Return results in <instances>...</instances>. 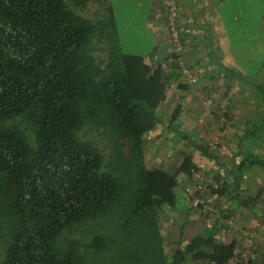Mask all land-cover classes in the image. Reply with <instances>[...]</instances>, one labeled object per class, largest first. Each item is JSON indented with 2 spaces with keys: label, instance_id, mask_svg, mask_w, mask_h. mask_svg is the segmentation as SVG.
Returning <instances> with one entry per match:
<instances>
[{
  "label": "trees",
  "instance_id": "1",
  "mask_svg": "<svg viewBox=\"0 0 264 264\" xmlns=\"http://www.w3.org/2000/svg\"><path fill=\"white\" fill-rule=\"evenodd\" d=\"M233 1V18L250 7ZM106 4L0 0V221L10 226L0 264H231L239 245L221 237L218 221L168 254L158 216L176 208V189L199 169L196 154L220 166L221 185L212 192L228 195L226 210L255 205L244 180L251 168L264 170V81L217 60L226 95L237 79L253 97L255 116L223 171L212 146L179 127L180 103L169 116L160 113L171 85L187 88L176 57L172 66L154 65L155 48L124 53ZM158 124L175 134L173 144L192 148L175 169L147 164Z\"/></svg>",
  "mask_w": 264,
  "mask_h": 264
},
{
  "label": "rangeland",
  "instance_id": "2",
  "mask_svg": "<svg viewBox=\"0 0 264 264\" xmlns=\"http://www.w3.org/2000/svg\"><path fill=\"white\" fill-rule=\"evenodd\" d=\"M177 1L107 0L110 4L107 3L105 6L112 7L121 32L122 51L146 55L152 48H155L153 46L155 40L162 37V49L165 56L171 58L170 62L165 58L156 59V56L148 61L154 65L160 62L172 66L174 46L167 23L170 19L173 21L174 17L170 18L169 16L168 21L166 20L170 10L169 5L175 6L177 14H179V18L176 17L174 23L181 34V41L183 44L185 43L179 26L180 8L175 3ZM245 1L247 2L246 6L250 7L235 13V18L228 12V5H221L217 18H222V24L226 26V29L222 34L213 36L217 37L216 40L220 43L224 42V45L227 41L230 43L229 58L231 59L224 60L225 62L245 74H249L253 80L264 81V20L262 18L264 4L261 3L258 7L255 5L258 0ZM155 5L167 11L164 21L165 28L162 32L157 34H153V32L152 36H148L149 27L152 28V26L147 24V19ZM198 26L200 25L198 24ZM198 26L194 27L195 31ZM202 26L207 28L205 23H202ZM210 33H212L211 29ZM208 44H210L209 40ZM165 60L167 61L165 62ZM181 61V64L178 61L175 63L177 69H182L180 82L189 85L190 91L186 88L179 93L178 84L171 85L169 88L171 96L169 103L171 105L165 106L161 112L171 114L180 103L183 110L187 111L181 115L179 127L195 141L209 143L217 152L220 164H224L223 166L226 167L222 170H230L239 136L246 125L249 126V122L255 118L253 97L247 87H243L237 79L233 80L230 97H226L222 92L225 86L221 81V78L224 79L222 76L221 78H211L205 70L200 75L191 61L185 58ZM207 64L208 62H203L205 67ZM209 66L211 67V65ZM215 67L217 68V66ZM209 83H211L210 86ZM159 130L151 132L148 136L147 164L150 168L175 169L184 154L192 152V148L184 140H179L176 145L173 144L175 134L168 131L157 134L156 132ZM259 152L264 157V147L260 148ZM195 158L199 169L194 176L182 181L176 189L178 195L176 208L167 209L166 207L160 211L158 216L165 238L166 251L168 254L172 253L177 247L184 246L191 237L203 232L207 224L218 221L222 227L221 237L226 241L236 240L239 245L238 256L231 264H237L239 260L249 258H253L254 264H264V170L259 167L251 168L244 180V185L249 188L247 193L258 196L255 205L251 208L226 210L224 204L227 202L228 195H218L212 192V189L220 188L221 185L220 166L199 154H196ZM9 233L8 221L1 219L0 256L1 254L3 256L6 237L9 236ZM190 264H207V262L191 260Z\"/></svg>",
  "mask_w": 264,
  "mask_h": 264
},
{
  "label": "crops",
  "instance_id": "3",
  "mask_svg": "<svg viewBox=\"0 0 264 264\" xmlns=\"http://www.w3.org/2000/svg\"><path fill=\"white\" fill-rule=\"evenodd\" d=\"M224 2L226 3L224 4ZM175 3L180 8L179 26L184 35L185 59L191 61L192 64L195 65V68L200 75L202 74V71L205 70V72L209 74L211 78H221L222 76L224 79L221 78V81L225 85L222 92L226 97H229V95H226L225 77L227 73L223 69L220 72V68L217 66V60L223 59L229 61L231 59L229 58L230 43L227 41L225 42L226 45H224V42L220 43L216 40L217 37H214L213 35L222 34L223 30L226 29V26L222 24V18H217L218 9L221 7V5H228L229 9L236 8L238 7V5L233 0H178ZM166 13L167 11H165V9H163L162 7L158 8L156 5L154 6V8L151 10V14L147 19V24L149 23L152 26V28L149 27L150 31L148 36H152L153 34H157L164 30ZM262 18L264 20V15ZM202 23H205L207 25V28L203 26L201 27ZM198 24L200 26H198ZM197 26L198 29L197 31H195L194 27L196 28ZM210 29L212 33H210ZM161 39L162 37L157 38V40H155V44L153 45L155 46L156 59H163V57L166 58L164 50L162 49ZM208 40L210 41V44H208ZM152 49L147 54H151V52L153 51ZM205 61L208 62L206 67L203 65V62ZM209 65H211V67ZM215 66H217V68ZM231 82L233 84V80ZM210 84L211 83H209V86ZM181 90V88L178 89L179 93L181 92ZM187 90L190 91L189 85H187ZM232 90L229 92L230 94ZM170 99L171 96L169 95L168 89L167 99L162 103L159 109L161 115L163 116H169V114H164V112L161 111L165 108V106L171 105V103H169ZM186 111L187 110H183L182 114H184ZM181 118L182 116H180L178 120L179 126ZM156 130H159V132H156L157 134L163 132L162 125L158 124L156 129L153 131Z\"/></svg>",
  "mask_w": 264,
  "mask_h": 264
},
{
  "label": "built area",
  "instance_id": "4",
  "mask_svg": "<svg viewBox=\"0 0 264 264\" xmlns=\"http://www.w3.org/2000/svg\"><path fill=\"white\" fill-rule=\"evenodd\" d=\"M169 16L174 17V20L171 21V19L168 21V27L170 29V37H171V42H173L174 46V57H176V60L181 64V60L184 59L183 57V52H184V44L181 41V34L179 33L178 29L175 26V19L176 17L179 18V14H177V10L175 6H170V11H169ZM179 64V65H180Z\"/></svg>",
  "mask_w": 264,
  "mask_h": 264
}]
</instances>
